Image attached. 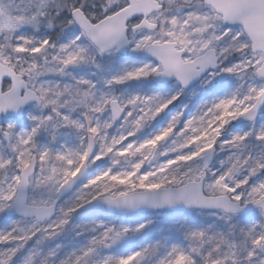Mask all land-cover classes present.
Masks as SVG:
<instances>
[{
  "label": "snow or ice",
  "instance_id": "6c2138e0",
  "mask_svg": "<svg viewBox=\"0 0 264 264\" xmlns=\"http://www.w3.org/2000/svg\"><path fill=\"white\" fill-rule=\"evenodd\" d=\"M0 264H264V0H0Z\"/></svg>",
  "mask_w": 264,
  "mask_h": 264
}]
</instances>
